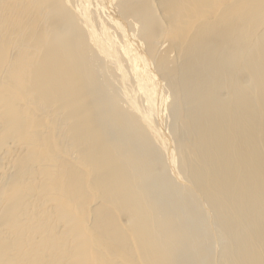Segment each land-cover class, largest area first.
<instances>
[{
  "label": "bare ground",
  "instance_id": "6f19581e",
  "mask_svg": "<svg viewBox=\"0 0 264 264\" xmlns=\"http://www.w3.org/2000/svg\"><path fill=\"white\" fill-rule=\"evenodd\" d=\"M0 264H264V0H0Z\"/></svg>",
  "mask_w": 264,
  "mask_h": 264
}]
</instances>
